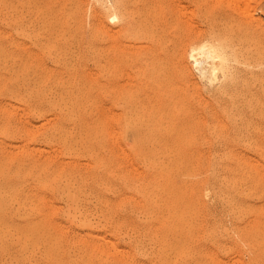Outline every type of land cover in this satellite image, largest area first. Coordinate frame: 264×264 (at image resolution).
I'll list each match as a JSON object with an SVG mask.
<instances>
[{
	"label": "rangeland",
	"instance_id": "obj_1",
	"mask_svg": "<svg viewBox=\"0 0 264 264\" xmlns=\"http://www.w3.org/2000/svg\"><path fill=\"white\" fill-rule=\"evenodd\" d=\"M129 3L0 0V264H264V0Z\"/></svg>",
	"mask_w": 264,
	"mask_h": 264
},
{
	"label": "bare ground",
	"instance_id": "obj_2",
	"mask_svg": "<svg viewBox=\"0 0 264 264\" xmlns=\"http://www.w3.org/2000/svg\"><path fill=\"white\" fill-rule=\"evenodd\" d=\"M19 1V0H18ZM63 1V0H62ZM21 2V1H20ZM20 2H19V4H20ZM49 2V1H48ZM41 3V2H40ZM53 3V2H52ZM44 4V3H43ZM46 4H47V2H46ZM30 5H32V4H30ZM51 5V4H50ZM107 5V13H108V16H109V18L113 21H115L116 22V18H118L119 19V23H120V26H123V28H125L126 30H127V32H129L131 29H132V23L130 22V15H131V9L132 8H130V3H129V0H111V4H106ZM21 6V5H20ZM44 6V5H43ZM48 6V5H47ZM84 6V5H83ZM42 7V6H41ZM32 8V7H31ZM45 8V7H44ZM47 8V7H46ZM50 11V10H49ZM58 12V11H57ZM1 13V12H0ZM6 13V12H5ZM38 13V12H37ZM37 13H36V15H37ZM48 13V12H47ZM106 13V12H105ZM16 14V13H15ZM28 14V13H27ZM40 14V13H39ZM32 15V14H31ZM56 15V14H55ZM102 16V15H101ZM38 17V16H37ZM40 17V16H39ZM105 18H106V16H105ZM17 19V18H16ZM21 19V18H20ZM47 19V18H46ZM107 19V18H106ZM145 19V18H144ZM18 20V19H17ZM33 20V19H32ZM146 20V19H145ZM145 20H142L140 23H139V25H138V29L140 30V31H142L144 28H145V26H147L148 25V22H147V20L145 21ZM0 21H2V20H0ZM55 21V20H54ZM37 22V21H36ZM108 22V21H107ZM22 23V22H21ZM88 23V22H87ZM109 23V22H108ZM74 24V23H73ZM2 25V24H1ZM20 25H22V24H20ZM38 25V24H37ZM18 26V25H17ZM104 26V25H103ZM56 27V26H55ZM44 28V27H43ZM122 28V27H121ZM33 29V28H32ZM30 30V29H29ZM25 31V30H24ZM50 31V30H49ZM150 31V30H149ZM15 32V31H14ZM16 32H17V30H16ZM90 32V31H89ZM126 32V33H127ZM143 32H144V30H143ZM153 32V31H152ZM60 33V32H59ZM137 33V32H136ZM142 33V32H141ZM16 34V33H15ZM110 34H114L113 36H112V39H113V37L115 38V33H110ZM31 35H33V34H31ZM87 35H88V33H87ZM87 35H86V37H87ZM91 35V34H90ZM107 35V34H106ZM111 36L108 38V41H109V39L111 38ZM119 36H121L120 34H119ZM55 37V36H54ZM148 37V36H147ZM26 38V37H25ZM81 38V37H80ZM119 38V37H118ZM135 38V37H134ZM111 39V40H112ZM38 40V39H37ZM40 40V39H39ZM111 40L109 41V42H111ZM31 41V40H30ZM66 41V40H65ZM112 41H114V39L112 40ZM43 42V41H42ZM116 42V41H115ZM114 42V43H115ZM46 45V44H45ZM1 46V45H0ZM5 46V45H4ZM38 47V46H37ZM6 48V47H5ZM231 49V48H230ZM5 50V49H4ZM8 50V49H7ZM45 50V49H44ZM43 50V51H44ZM199 51V53L200 54H202L203 56H205L206 58L207 57H209V58H212L213 59V69L214 70H216L217 68L219 69V67L221 68V69H223L224 70V72L227 70V68H229L228 66H229V62H230V60H231V55H230V52H229V49L228 48H225V47H223V46H215V45H213V44H207V43H203V45H201L200 47H198V48H195V50H194V52H193V54H192V56H193V58H194V62L196 63V64H199V63H201L200 62V60H199V58H198V56H197V53L195 52V51ZM9 51V50H8ZM1 52V51H0ZM6 52V51H5ZM7 53V52H6ZM10 53V51L8 52V54ZM2 54H3V52H2ZM5 54V53H4ZM50 54V53H49ZM6 55V54H5ZM16 55V54H15ZM52 55V54H51ZM234 55V54H233ZM9 56H11V54L9 55ZM14 57V56H13ZM20 57V56H19ZM24 57V56H23ZM52 57V56H51ZM1 58V57H0ZM8 59V58H7ZM19 59V58H18ZM201 59V58H200ZM10 60V59H9ZM24 60V59H23ZM218 60V62H216ZM2 61H4V60H2ZM16 61H17V58H16ZM207 61V60H206ZM5 63V62H4ZM16 64H17V62H15ZM27 64V63H26ZM38 64V63H37ZM232 64V63H231ZM4 65V64H3ZM12 65V64H11ZM22 66V65H21ZM10 67V66H9ZM15 67V66H14ZM18 67V66H17ZM198 67V66H197ZM16 69V68H15ZM24 69V68H23ZM22 69V70H23ZM30 69V68H29ZM212 69V68H211ZM217 69V70H218ZM230 69V68H229ZM228 69V70H229ZM17 70V69H16ZM31 70V69H30ZM11 71H13V70H11ZM21 71V70H20ZM25 71V70H24ZM23 71V72H24ZM22 72V71H21ZM227 72V71H226ZM225 72V73H226ZM8 74H10V73H8ZM37 74V73H36ZM22 75V74H21ZM20 75V76H21ZM15 77V76H14ZM2 78V77H1ZM7 78H9V77H7L6 76V79ZM22 78V77H21ZM11 79V78H10ZM1 80V79H0ZM15 80H17V79H15ZM4 81V80H3ZM1 82V81H0ZM11 82V81H10ZM20 82V81H19ZM27 83V82H26ZM3 84V83H2ZM1 84V85H2ZM5 84H6V80H5ZM4 84V85H5ZM1 85H0V87H1ZM26 85V84H25ZM30 86V85H29ZM3 87V86H2ZM4 88H5V86H4ZM17 88V87H16ZM24 88V87H23ZM2 89V88H1ZM30 90V89H29ZM45 90V89H44ZM15 91V90H14ZM13 91V92H14ZM19 92V91H18ZM26 93V92H25ZM24 93V94H25ZM30 94V93H29ZM33 94V93H32ZM41 94V93H40ZM30 96V95H29ZM10 97V96H9ZM12 97V96H11ZM10 97V98H11ZM64 97V96H63ZM15 98H17L16 96H15ZM23 100V99H22ZM25 100V99H24ZM77 100V99H76ZM71 102V101H70ZM48 104V103H47ZM52 106V105H51ZM18 107V106H17ZM79 107V106H78ZM13 108V107H12ZM5 109H6V107H5ZM15 109V108H14ZM19 109V108H18ZM35 109V108H34ZM3 110V109H2ZM9 110V109H8ZM22 110V109H21ZM39 110V109H38ZM32 113H34V112H32ZM38 113V112H37ZM42 113V112H41ZM79 113V112H78ZM108 113V112H107ZM40 114V113H39ZM55 116V115H54ZM36 117V116H35ZM38 117V116H37ZM16 118V117H15ZM34 118V117H33ZM19 119H21V118H19ZM25 119V118H24ZM38 119H39V117H38ZM43 119V118H42ZM94 119V118H93ZM35 120V119H34ZM50 120V119H49ZM5 121V120H4ZM15 121V120H14ZM41 122V121H40ZM47 122V121H46ZM45 123V122H44ZM31 124V123H30ZM41 124V123H40ZM80 124V123H79ZM3 125V124H2ZM33 125V124H32ZM41 125H43V124H41ZM40 125V126H41ZM5 127V126H4ZM21 127H22V125H21ZM24 127V126H23ZM35 128V127H34ZM80 128V127H79ZM7 129H8V127H7ZM51 129V128H50ZM27 130H29V129H27ZM64 130V129H63ZM6 131V130H5ZM9 131V130H8ZM11 131V130H10ZM67 131V130H66ZM12 132V131H11ZM5 133V132H4ZM26 133V132H25ZM85 133V132H84ZM42 134V133H41ZM27 136H29V135H27ZM38 136V135H37ZM49 136V135H48ZM31 137V136H30ZM54 137V136H53ZM71 137V136H70ZM8 138V137H7ZM40 138V137H39ZM51 138V137H50ZM76 139V138H75ZM98 139V138H97ZM12 140V139H11ZM26 140V139H25ZM53 140V139H52ZM93 140V139H92ZM118 140V139H117ZM24 141V140H23ZM97 141V140H96ZM49 142V141H48ZM47 142V143H48ZM70 142V141H69ZM46 143V144H47ZM118 143V142H117ZM19 144V143H18ZM14 145H16V144H14ZM119 146H121V145H119ZM17 147V146H16ZM15 147V148H16ZM19 147V146H18ZM17 147V148H18ZM121 148V147H120ZM149 148V147H148ZM59 149V148H58ZM77 150V149H76ZM95 150V149H94ZM17 151V150H16ZM55 151V150H54ZM71 152V151H70ZM69 152V153H70ZM12 153V152H11ZM30 153V152H29ZM28 153V154H29ZM12 155V154H11ZM23 155V154H22ZM55 155H56V153H55ZM89 155H90V153H89ZM164 155V154H163ZM24 156V155H23ZM18 157V156H17ZM26 157V156H25ZM28 157V156H27ZM53 157V156H52ZM3 158V157H2ZM22 158H24V157H22ZM21 158V159H22ZM17 159V158H16ZM30 159V158H29ZM32 159V158H31ZM91 159V158H90ZM139 159V158H138ZM3 160V159H2ZM27 160H28V158H27ZM1 161V160H0ZM16 161V160H15ZM20 161V160H19ZM24 161V160H23ZM25 161H26V159H25ZM29 161V160H28ZM38 161V160H37ZM21 162V161H20ZM2 163V162H1ZM17 163V162H16ZM28 163V162H27ZM33 163V162H32ZM35 163V162H34ZM33 163V164H34ZM7 164V163H6ZM33 164L31 165V164H29V165H31V167L33 166ZM9 165V164H8ZM13 165V164H12ZM37 165H38V163H37ZM36 165V166H37ZM42 165H43V162H42ZM48 165V164H47ZM3 166H5V163H4V165ZM35 166V165H34ZM6 167V166H5ZM21 167V166H20ZM19 167V168H20ZM40 167V166H39ZM44 167H46V164H45V166ZM48 167V166H47ZM2 168V167H1ZM0 168V169H1ZM13 168V167H12ZM37 168V167H36ZM42 168V167H41ZM151 168H152V166H151ZM35 169V168H34ZM38 169V168H37ZM40 169V168H39ZM102 169V168H101ZM16 170V169H15ZM48 170V169H47ZM38 171V170H37ZM36 171V172H37ZM41 171V170H40ZM43 171H45V170H43ZM53 171V170H52ZM17 172V171H16ZM3 172H1V174H2ZM24 173V172H23ZM47 173V172H46ZM19 174H21V173H19ZM31 174V173H30ZM45 174V173H44ZM43 174V175H44ZM7 175V174H6ZM6 175H4L5 176V178H6ZM21 175H23V174H21ZM26 175V174H25ZM32 175V174H31ZM30 175V176H31ZM41 175V174H40ZM14 176V175H13ZM16 176H18V175H16ZM16 176H14V177H16ZM2 177H3V175H2ZM28 177V176H27ZM41 178H43L42 176H40ZM49 177V176H48ZM65 177V176H64ZM67 178V177H66ZM2 179H4V178H2ZM9 179V178H8ZM17 179V178H16ZM20 179V178H19ZM62 179H64V178H62ZM18 180V179H17ZM24 180V179H23ZM26 180H28V179H26ZM8 181V180H7ZM13 181V180H12ZM21 181V180H20ZM37 181V180H36ZM70 181V180H69ZM1 182V181H0ZM14 182V181H13ZM23 182H25V181H23ZM40 182V181H39ZM49 182V181H48ZM165 182V181H164ZM10 183H11V181H10ZM15 183H17V182H15ZM27 183V182H26ZM42 183V182H41ZM66 183V182H65ZM167 183V182H166ZM20 184H22V183H20ZM24 184V183H23ZM42 184H44V183H42ZM125 184V183H124ZM8 185V184H7ZM12 185H14V184H12ZM17 185V184H16ZM36 185V184H35ZM39 185V184H38ZM61 185V184H60ZM64 185V184H63ZM160 185V184H159ZM3 186V185H2ZM37 186V185H36ZM35 186V187H36ZM45 186V185H44ZM49 186V185H48ZM75 186V185H74ZM171 186H173L172 184H171ZM16 187V186H15ZM14 187V188H15ZM21 188H22V185L20 186ZM34 187V188H35ZM38 187V186H37ZM41 187V186H40ZM154 187V186H153ZM159 187V186H158ZM166 187H167V184H166ZM6 188H7V186H6ZM11 188H12V186H11ZM54 188V187H53ZM137 188V187H136ZM164 188V187H163ZM168 188H171V187H169L168 186ZM4 189V188H3ZM10 189V188H9ZM8 189V190H9ZM16 189V188H15ZM180 189V188H179ZM7 190V189H6ZM7 190V191H8ZM23 190V189H22ZM26 190V189H25ZM53 190V189H52ZM11 191V190H10ZM37 191V190H36ZM54 191V190H53ZM63 191V190H62ZM66 191H67V189H66ZM158 191V190H157ZM171 191V190H170ZM3 192V191H2ZM21 192V191H20ZM0 193H1V191H0ZM23 193V192H22ZM30 193V192H29ZM50 193V192H49ZM63 193H64V191H63ZM68 193H70V192H68ZM166 193H168V192H166ZM178 193V192H177ZM12 194V193H11ZM17 194V193H16ZM16 194H14V195H16ZM34 194V193H33ZM36 194V193H35ZM91 194V193H90ZM165 194V193H164ZM176 194V193H175ZM62 195V194H61ZM7 196V195H6ZM5 196V197H6ZM9 196L11 197V195L9 194ZM9 196H7V198L9 197ZM17 196V195H16ZM23 196H25V195H23ZM66 196H67V194H66ZM180 196V195H179ZM26 197V196H25ZM73 197V196H72ZM170 197V196H169ZM14 198H15V196H14ZM24 198V197H23ZM62 198V197H61ZM167 198V197H166ZM172 198V197H171ZM16 199V198H15ZM20 199V198H19ZM22 199V198H21ZM28 199V198H27ZM32 199V198H31ZM41 199V198H40ZM180 199H182V198H180ZM6 200V199H5ZM4 200V201H5ZM12 200H14V199H12ZM17 200V199H16ZM15 200V201H16ZM24 200H25V198H24ZM23 200V201H24ZM41 200H45V199H41ZM40 200V201H41ZM48 200H50L49 198H48ZM67 200V199H66ZM159 200H160V198H159ZM169 200H171V199H169ZM174 200V199H173ZM183 200H185V199H183ZM187 200V199H186ZM17 201H19V200H17ZM29 201H30V199H29ZM72 201V200H71ZM78 201V200H77ZM92 201V200H91ZM90 201V202H91ZM172 201V200H171ZM190 201V200H189ZM8 202V201H7ZM7 202H6V204H7ZM157 202V201H156ZM165 202V201H164ZM167 202V201H166ZM26 203V202H25ZM31 203V202H30ZM43 203V202H42ZM66 203V202H65ZM68 203V202H67ZM72 203V202H71ZM159 203V202H158ZM173 203V202H172ZM185 203H186V201H185ZM184 203V204H185ZM189 203H191V202H189ZM193 203V202H192ZM36 204V203H35ZM40 204V203H39ZM47 204H49V203H47ZM52 204V203H51ZM73 204V203H72ZM77 204V203H76ZM75 204V205H76ZM102 204V203H101ZM180 204V203H179ZM182 204V203H181ZM188 204V203H187ZM1 205V204H0ZM19 205V204H18ZM27 205V204H26ZM32 205V204H31ZM43 205V204H42ZM74 205V206H75ZM157 205V204H156ZM162 205V204H161ZM164 205V204H163ZM170 205V204H169ZM169 205H168V207H169ZM3 206V205H2ZM7 206H9V205H7ZM11 206V205H10ZM15 206V205H14ZM22 206V205H21ZM51 206V205H50ZM69 206V205H68ZM94 206H95V204H94ZM97 206V205H96ZM105 206V205H104ZM171 206V205H170ZM193 206V205H192ZM196 206V205H195ZM6 207V206H5ZM29 207V206H28ZM32 207V206H31ZM40 207H41V205H40ZM42 207H44V206H42ZM48 207V206H47ZM152 207V206H151ZM165 207V206H164ZM173 207V206H172ZM13 208V207H12ZM26 208V207H25ZM37 208H39V207H37ZM46 208V207H45ZM49 208V207H48ZM57 208H58V206H57ZM71 208H73L72 206L70 207V209ZM78 208V207H77ZM163 208V207H162ZM182 208H183V206H182ZM2 209V208H1ZM9 209V208H8ZM7 209V210H8ZM17 209V208H16ZM19 209V208H18ZM18 209H17V212H18ZM23 209V208H22ZM21 209V210H22ZM29 209H30V207H29ZM40 209V208H39ZM168 209L169 208H167V214H168ZM174 209V208H173ZM14 210V209H13ZM47 210V209H46ZM68 210H69V207H68ZM73 210V209H72ZM96 210V209H95ZM187 210V209H186ZM3 211H4V208H3ZM20 211V210H19ZM24 211H25V209H24ZM32 211V210H31ZM39 211V210H38ZM49 211V210H48ZM75 211V209L73 210V212ZM170 211V210H169ZM180 211V210H179ZM183 211V210H182ZM184 211H185V209H184ZM8 212V211H7ZM21 212V211H20ZM34 212V211H33ZM79 213H80V211H78ZM165 212V211H164ZM2 213V212H1ZM5 213V212H4ZM9 213V212H8ZM13 213V212H12ZM27 213H29V211L27 212ZM26 213V214H27ZM38 213V212H37ZM39 213H42V212H39ZM109 213V212H108ZM171 213V212H170ZM173 213H174V211H173ZM15 214V213H14ZM18 214H19V212H18ZM25 214V215H26ZM35 214V213H34ZM49 214V213H48ZM66 214V213H65ZM68 215H70L71 214V216H72V213H70V211L67 213ZM96 214V213H95ZM98 214H100V213H98ZM166 214V213H165ZM172 214V213H171ZM1 215V214H0ZM9 215V214H8ZM13 215V214H12ZM17 215V214H16ZM20 215V214H19ZM30 215V214H29ZM47 215V214H46ZM67 215V216H68ZM75 215H77V214H75ZM75 215H73V216H75ZM80 215V214H79ZM81 215H82V213H81ZM21 216H23L22 214H21ZM27 216V215H26ZM32 216V215H31ZM35 216V215H34ZM41 216H42V214H41ZM47 216H49V215H47ZM96 216V215H95ZM169 216V215H168ZM172 216H173V214H172ZM176 216V215H175ZM181 216V215H180ZM3 218H4V216H2ZM5 217H7V216H5ZM38 217V216H37ZM83 217V216H82ZM82 217H81V219H82ZM190 217V216H189ZM9 218V217H8ZM14 218V217H13ZM18 218V217H17ZM27 218V217H26ZM65 218V217H64ZM67 218V217H66ZM68 218H69V216H68ZM76 216L74 217V219L76 220ZM93 218H95L94 216H93ZM111 218V217H110ZM166 218V217H165ZM180 218V217H179ZM186 218H187V216H186ZM193 218H195V217H193ZM0 219H2V218H0ZM5 219V218H4ZM30 219V218H29ZM33 219V218H32ZM44 219V218H43ZM53 219V218H52ZM52 219H50V220H52ZM84 219V218H83ZM82 219V220H83ZM85 219H87V218H85ZM102 219H103V216H102ZM191 219V218H190ZM10 220V219H9ZM12 220V219H11ZM10 220V221H11ZM26 220H28V219H26ZM36 220V219H35ZM72 220H73V217H72ZM72 220L70 219L69 221L70 222H72ZM88 220H90L91 221V219H88ZM101 220V219H100ZM144 220V219H143ZM167 220H169V219H167ZM171 220V219H170ZM169 220V221H170ZM187 220V219H186ZM185 220V221H186ZM2 221H3V219H2ZM7 221V220H6ZM22 221V220H21ZM41 221V220H40ZM79 221V220H78ZM134 221V220H133ZM181 221V220H180ZM183 221V220H182ZM194 221H196V220H194ZM13 222V221H12ZM23 222V221H22ZM25 222V221H24ZM35 222V221H34ZM44 222V221H43ZM47 222V221H46ZM45 222V223H46ZM50 222V221H49ZM52 222H54V221H52ZM98 222H100V221H98ZM145 222V221H144ZM156 222V221H155ZM163 222V221H162ZM161 222V223H162ZM167 222V221H166ZM165 222V223H166ZM187 222V221H186ZM190 222H192V221H190ZM189 222V223H190ZM3 223H4V221H3ZM14 223H15V221H14ZM29 223V222H28ZM51 223V222H50ZM79 223H80V221H79ZM83 223V222H82ZM84 223H86L85 221H84ZM92 223V222H91ZM95 223V222H94ZM115 223V222H114ZM113 223V224H114ZM164 223V224H165ZM178 223V222H177ZM2 224V223H1ZM9 224V223H8ZM13 224V223H12ZM11 224V225H12ZM18 224H19V221H18ZM25 224H27V222L25 223ZM35 224V223H34ZM33 224V225H34ZM60 224V223H59ZM72 224V223H71ZM89 224L90 223H88L87 225L89 226ZM171 224V223H170ZM172 224H173V222H172ZM179 224V223H178ZM193 224V223H192ZM10 225V226H11ZM17 225V224H16ZM15 225V226H16ZM44 225H46V224H44ZM53 225V224H52ZM75 225V224H74ZM77 225V224H76ZM85 225V224H84ZM83 225V226H84ZM92 225V224H91ZM96 225V224H95ZM94 224L92 225V226H95ZM100 225V224H99ZM109 225V224H108ZM174 225H176V224H173V226ZM2 226V225H1ZM64 226V225H63ZM78 226H81V225H78ZM88 226H86L85 225V228H87ZM92 226H91V229H92ZM161 226H163V224L161 225ZM164 226H166V225H164ZM172 226V225H171ZM180 226V225H179ZM183 226H184V224H183ZM190 226V225H189ZM188 226V227H189ZM24 227V226H23ZM27 227H28V225H27ZM49 227V226H48ZM53 227V226H52ZM77 227V226H76ZM95 227H97V226H95ZM33 228V227H32ZM37 228V227H36ZM36 228H35V232H36ZM42 229H43V225H42V227H41ZM40 228V229H41ZM44 228H45V226H44ZM113 228H114V225H113ZM165 228V227H164ZM168 228H170V226L168 227ZM174 228H176V227H174ZM182 228H184V227H182ZM187 228V227H186ZM9 229V228H8ZM16 229V228H15ZM26 229V228H25ZM24 229V230H25ZM41 229V232L43 231ZM46 229H47V227H46ZM49 229V228H48ZM94 229V228H93ZM172 229V228H171ZM188 229V228H187ZM194 229V228H193ZM193 229H192V231H193ZM0 230H2V228L0 229ZM12 230H14V229H12ZM17 230V229H16ZM53 230V229H52ZM64 230V229H63ZM90 230V229H89ZM115 230V229H114ZM4 231V230H3ZM3 231H1V232H3ZM11 231V230H10ZM27 231V230H26ZM29 231H30V229H29ZM28 231V232H29ZM55 231V230H54ZM65 231V230H64ZM68 231V230H67ZM100 231V230H99ZM187 231V230H186ZM185 231V232H186ZM189 231V230H188ZM0 232V233H1ZM27 232V233H28ZM33 232V231H32ZM51 232V231H50ZM56 232V231H55ZM91 232V231H90ZM122 232V231H121ZM128 232V231H127ZM167 231L165 230V233H166ZM178 232H179V230H178ZM4 233H5V231H4ZM3 233V234H4ZM8 233V232H7ZM45 233V232H44ZM47 233V232H46ZM58 233V232H57ZM93 233V232H92ZM184 233V232H183ZM197 233V232H196ZM209 233V232H208ZM3 234L1 235L2 237H3ZM26 234V233H25ZM32 234V233H31ZM30 234V235H31ZM41 234V233H40ZM69 234V233H68ZM78 234V233H77ZM127 234V233H126ZM159 234H160V232H159ZM175 234V233H174ZM14 235V234H13ZM15 235H17V233L15 234ZM23 235V234H22ZM37 235V234H36ZM36 235H35V237H36ZM76 234H74V236H75ZM83 235V234H82ZM86 235H87V231H86ZM88 235H89V233H88ZM95 235V236H94ZM94 235H92V234H90L89 236L91 237H95V239H99L100 240V238H96V234L94 233ZM115 235V234H114ZM136 235V234H135ZM176 235V234H175ZM184 235H186V234H184ZM188 235V234H187ZM186 235V236H187ZM18 236H20V235H18ZM47 236V235H46ZM52 236V235H51ZM79 236H80V233H79ZM88 236V237H89ZM97 236H98V234H97ZM103 235H101V237H102ZM174 236V235H173ZM180 236H182L183 237V234L181 235L180 234ZM7 237V236H6ZM24 237V236H23ZM99 237H100V235H99ZM104 237V236H103ZM103 237H102V240H104L103 239ZM125 237V236H124ZM181 237V239H183ZM185 237V236H184ZM1 238V237H0ZM4 238V237H3ZM8 238V237H7ZM6 238V239H7ZM11 238V237H10ZM9 238V239H10ZM12 238H14V236L12 237ZM16 238V237H15ZM18 238V237H17ZM26 238V237H25ZM24 238V240H28V239H25ZM45 238V237H44ZM43 238V239H44ZM50 238H52V237H50ZM77 238V237H76ZM153 238V237H152ZM158 238V237H157ZM169 238V237H168ZM173 238V237H172ZM189 238V237H188ZM187 238V239H188ZM36 239H38V237H36ZM47 239H49V237L47 238ZM47 239H46V242H47ZM73 239H74V237H73ZM78 239V238H77ZM93 238H91V240H92ZM138 239V238H137ZM165 239V238H164ZM178 239V238H177ZM190 239V238H189ZM1 240H2V238H1ZM0 240V241H1ZM4 241H5V239H3ZM34 240V239H33ZM40 240V239H39ZM53 240H55V239H53ZM63 240H65L64 238H63ZM62 240V241H63ZM78 240H80V238L78 239ZM99 240H97V241H99ZM135 240V239H134ZM153 240V239H152ZM185 240V239H184ZM183 240V241H184ZM12 241V240H11ZM51 241V240H50ZM60 241V240H59ZM83 241V240H82ZM95 241V240H94ZM171 241V240H170ZM170 241H168V242H170ZM174 242H175V240H173ZM3 242V241H2ZM23 243L25 242V241H22ZM35 242V241H34ZM40 242V241H39ZM91 242H93V240L91 241ZM100 242V241H99ZM110 242H112V241H110ZM120 242V241H119ZM5 243V242H4ZM3 243V244H4ZM13 243V242H12ZM11 243V244H12ZM16 243V242H15ZM29 243H31V242H29ZM60 243H62V242H60ZM76 243V242H75ZM84 243V242H83ZM96 243H98V242H96ZM105 243V242H104ZM112 243H114V241L112 242ZM162 243V242H161ZM165 243V242H164ZM17 244H19V242H17ZM24 244H26V243H24ZM37 244V243H36ZM45 244V243H44ZM50 244V243H49ZM87 244V243H86ZM93 244L95 245V242H93ZM115 244V243H114ZM114 244H112V245H114ZM124 244V243H123ZM138 244V243H137ZM2 245V244H1ZM5 245V244H4ZM6 245H8V244H6ZM15 245V244H14ZM14 245H12L13 247H14ZM23 244H21L20 245V247L22 246ZM31 245V244H30ZM37 245H39V244H37ZM41 245H43L42 243H41ZM47 245V244H46ZM55 245V244H54ZM84 245V244H83ZM92 245V244H91ZM142 245V244H141ZM163 245V244H162ZM169 245V244H168ZM49 246V245H48ZM51 246V245H50ZM57 246V245H56ZM62 246L64 247L65 246V243L64 244H62ZM87 246H88V244H87ZM96 246V245H95ZM115 246V245H114ZM164 246V245H163ZM176 246V245H175ZM174 246V247H175ZM6 247V246H5ZM10 247H11V245H10ZM23 247H24V245L22 246V249H23ZM53 247V246H52ZM92 247V246H91ZM99 247H100V245H99ZM103 247V246H102ZM142 247V246H141ZM148 247V246H147ZM154 247V246H153ZM165 247H166V245H165ZM170 247V246H169ZM181 247V246H180ZM4 248V247H3ZM34 248V250H36L35 248L36 247H33ZM45 248H46V246H45ZM56 248V247H55ZM85 248V247H84ZM104 248H106V247H104ZM167 248V247H166ZM186 248V247H185ZM7 249H8V247H7ZM13 249V248H12ZM16 249V248H15ZM25 249V248H24ZM38 249H39V247H38ZM37 249V250H38ZM41 249V248H40ZM75 249V248H74ZM161 249V248H160ZM176 249H178V248H176ZM1 250H2V248H1ZM4 251H5V249H3ZM17 250H21V248L20 249H17ZM17 250H15V252L17 251ZM33 250V249H32ZM48 250H50V247L48 248ZM47 250V251H48ZM54 250V249H53ZM70 250V249H69ZM102 250H103V248H102ZM144 250V249H143ZM170 250V249H169ZM10 251V250H9ZM12 251V250H11ZM25 251H26V249H25ZM30 251V250H29ZM43 251H44V249H43ZM62 251H63V248H62ZM73 251V250H72ZM82 251H83V249H82ZM87 251V250H86ZM94 251V250H93ZM97 251H99V249L97 250ZM111 251V250H110ZM115 251V250H114ZM127 251V250H126ZM125 251V252H126ZM137 251V250H136ZM155 251V250H154ZM192 251V250H191ZM1 252V251H0ZM18 252V254H20L19 253V251H17ZM22 252H24L23 250H22ZM22 252H21V254H22ZM32 252V251H31ZM30 252V253H31ZM36 252V251H35ZM45 252V251H44ZM51 252V251H50ZM50 252L48 253V254H50ZM55 252V251H54ZM54 252H53V254H54ZM85 252V251H84ZM89 252V251H88ZM87 252V253H88ZM116 252H117V250H116ZM115 252V253H116ZM171 252V251H170ZM174 252V251H173ZM189 252V251H188ZM6 253V252H5ZM8 253V252H7ZM7 253H6V256H7ZM29 253V254H30ZM34 253V251L32 252V254ZM40 253L42 254V252L40 251ZM46 253V252H45ZM76 253V252H75ZM89 253H92V250H91V252H89ZM128 253V252H127ZM9 254H11V253H9ZM15 255L17 254V253H14ZM18 254H17V256H18ZM37 254V253H36ZM41 254H40V257H41ZM47 254V253H46ZM46 254H45V256H46ZM83 254V253H82ZM86 254V253H85ZM94 254V253H93ZM144 254V253H143ZM147 254V253H146ZM206 254V253H205ZM34 255V254H33ZM38 255V254H37ZM63 255V254H62ZM78 255H79V253H78ZM90 256H91V254H89ZM95 255V254H94ZM93 255V256H94ZM102 255V254H101ZM113 255H114V253H113ZM2 256V255H1ZM0 256V257H1ZM3 256H5V255H3ZM23 256H24V254H23ZM44 256V255H43ZM49 256H52V255H49ZM80 256V255H79ZM96 256V255H95ZM94 256V257H95ZM100 256V255H99ZM106 256V255H105ZM117 256V255H116ZM140 256V255H139ZM167 256V255H166ZM186 256V255H185ZM10 257H11V255H10ZM9 257V258H10ZM15 257V256H14ZM19 257V256H18ZM17 257V258H18ZM35 257V256H34ZM53 257H54V255H53ZM62 257H64V255L62 256ZM61 257V258H62ZM89 257V256H88ZM92 257V256H91ZM114 257V256H113ZM170 257V256H169ZM2 258V257H1ZM6 258V257H5ZM5 258H4V260H5ZM30 258V257H29ZM66 258V257H65ZM77 258V257H76ZM90 258V257H89ZM93 258V257H92ZM91 258V259H92ZM100 258V257H99ZM102 258H105V257H102ZM159 258V257H158ZM186 258V257H185ZM13 259V258H12ZM35 259V258H34ZM43 259V258H42ZM54 259V258H53ZM78 259V258H77ZM81 259V258H80ZM101 259V258H100ZM106 259H107V257H106ZM3 260V259H2ZM3 260V261H4ZM9 260H11V259H9ZM8 260V261H9ZM21 260V259H20ZM52 260V259H51ZM62 260V259H61ZM66 260V259H65ZM64 259H63V261H65ZM73 260V259H72ZM83 260V259H82ZM93 260V259H92ZM109 260V259H108ZM161 260V259H160ZM166 260V259H165ZM164 260V261H165ZM174 260V259H173ZM8 261H6V263H8ZM25 261H27V260H25ZM34 261H36V260H34ZM45 261V260H44ZM48 261V260H47ZM62 261V262H63ZM67 261V260H66ZM65 261V262H66ZM77 261V260H76ZM75 261V262H76ZM79 261V260H78ZM102 261H104V260H102ZM101 261V262H102ZM2 262V261H1ZM0 262V263H1ZM20 262V261H19ZM22 262V261H21ZM20 262V263H21ZM29 262V261H28ZM56 262V261H55ZM55 262H54V264H55ZM81 262V261H80ZM89 263H90V259H89V261H88ZM87 262V263H88ZM111 262V261H110ZM152 262V261H151ZM175 262H177V261H175ZM205 262V261H204ZM9 263H10V261H9ZM8 263V264H9ZM14 263V262H13ZM42 263V262H41ZM40 263V264H41ZM46 263V262H45ZM69 263H71V262H69ZM68 263V264H69ZM73 263V262H72ZM86 263V262H85ZM129 263V262H128ZM181 263V262H180ZM15 264V263H14ZM19 264V263H18ZM44 264V263H43ZM91 264V263H90ZM92 264H95V263H92ZM108 264V263H107ZM109 264H112V263H109ZM115 264H117V263H115ZM119 264V263H118ZM121 264V263H120ZM124 264V263H123ZM166 264V263H165Z\"/></svg>",
	"mask_w": 264,
	"mask_h": 264
}]
</instances>
